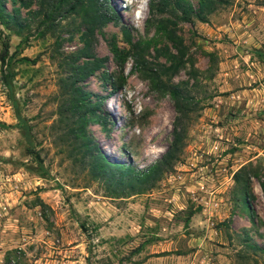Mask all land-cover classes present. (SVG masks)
Masks as SVG:
<instances>
[{
  "label": "rangeland",
  "instance_id": "1",
  "mask_svg": "<svg viewBox=\"0 0 264 264\" xmlns=\"http://www.w3.org/2000/svg\"><path fill=\"white\" fill-rule=\"evenodd\" d=\"M107 1L115 18L86 28L75 13L43 23L40 0H3L22 28L0 19V264H264V0H212L205 21L199 0H185L191 20L149 3L138 28L125 0ZM174 125L178 158L151 171ZM94 145L135 169L134 189L92 175Z\"/></svg>",
  "mask_w": 264,
  "mask_h": 264
},
{
  "label": "trees",
  "instance_id": "2",
  "mask_svg": "<svg viewBox=\"0 0 264 264\" xmlns=\"http://www.w3.org/2000/svg\"><path fill=\"white\" fill-rule=\"evenodd\" d=\"M174 1L175 5L180 9V11L186 15L188 20H191L190 13L193 11L190 3L185 0H150L151 8H156L158 10H163L168 7L171 2ZM200 1V10L195 14V18L199 21H205V16L203 10L211 7L214 4L212 0H199ZM230 0H216L217 4H227ZM42 11V22H52L56 16L64 15L65 13H75L82 17L83 22L87 25L86 28H93L98 23L112 21L115 16V10L108 4L107 0H40ZM4 8L3 0H0V19L2 23L6 26L14 25L22 28V24L18 23L17 18L14 14H2ZM91 30V29H90ZM91 32V31H90ZM124 35L128 42L131 43V38L126 29H124ZM87 35H84L85 37ZM1 41V51H0V61L2 64H5L7 55H8V44L2 36H0ZM87 41V40H86ZM89 41V40H88ZM81 54L88 55L87 49L82 50ZM255 53L258 56L259 60L264 62V54L261 49H255ZM93 66H98V64H93ZM87 67V66H86ZM81 69V68H80ZM79 69V71H80ZM86 72H82V77L89 74L92 70L88 68ZM2 84L8 91L10 100L12 101L14 107V114L17 119L16 127L18 128L22 138L24 139L26 146L25 152L28 155H34L35 160L41 164L42 159L39 153L35 152L32 148V131L31 126L20 111L19 104L16 101L13 95V85H12V74L10 72H3L1 76ZM168 90L174 99V105L176 109L181 111L184 108V99L181 93V90L175 86H169ZM82 102V98L77 97L75 103L77 105H85ZM87 106V105H85ZM182 134L177 130L176 125L173 128V139L170 142L169 146L161 157L157 160V163L150 168L151 171H155L156 168L170 165V162L178 158V153L180 151V143L182 141ZM89 159L93 176L96 178H103L105 176L109 178L119 177L120 183L127 186L129 189H134L131 181L137 177L135 169L131 165H125L120 162H114L108 159V157L102 152L99 151L98 147L94 145L92 148H88ZM87 152V153H88ZM262 190L264 192V185L262 184Z\"/></svg>",
  "mask_w": 264,
  "mask_h": 264
},
{
  "label": "clouds",
  "instance_id": "3",
  "mask_svg": "<svg viewBox=\"0 0 264 264\" xmlns=\"http://www.w3.org/2000/svg\"><path fill=\"white\" fill-rule=\"evenodd\" d=\"M150 0H125L124 7L130 11L124 13L125 17H130L133 27H140L147 18Z\"/></svg>",
  "mask_w": 264,
  "mask_h": 264
},
{
  "label": "crops",
  "instance_id": "4",
  "mask_svg": "<svg viewBox=\"0 0 264 264\" xmlns=\"http://www.w3.org/2000/svg\"><path fill=\"white\" fill-rule=\"evenodd\" d=\"M215 199V198H214ZM219 200V199H218ZM218 200L215 201L214 206H216V208L220 209L221 205L218 202Z\"/></svg>",
  "mask_w": 264,
  "mask_h": 264
}]
</instances>
